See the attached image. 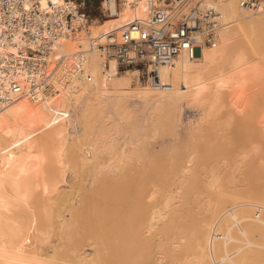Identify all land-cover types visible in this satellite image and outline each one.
Instances as JSON below:
<instances>
[{
  "label": "rangeland",
  "instance_id": "obj_1",
  "mask_svg": "<svg viewBox=\"0 0 264 264\" xmlns=\"http://www.w3.org/2000/svg\"><path fill=\"white\" fill-rule=\"evenodd\" d=\"M69 1H74V3L80 7V12L85 15L87 20V28H89L90 25H101L104 21L108 20L103 0H85L83 5H79L75 0ZM112 35L118 42L121 41V35L119 37H117L115 33ZM108 44L109 41H106L102 46L106 47L107 51L108 58L105 59L106 68H109V60L113 59L116 61V69H118L120 73L127 70L139 71L136 78L137 80L132 87L133 93H131V91L126 92L127 95L131 93L132 96H134L138 87L144 88L146 85L150 84L152 75L149 73V67L146 64L129 67L121 65L114 55V50L110 45L108 46ZM232 47L236 55L243 54L246 62L243 67L246 72L241 75V77L239 76V78L246 77L248 79L247 82H244L243 86L227 85L226 88L219 93L214 92L211 90L212 87H210L203 91V94L200 95L202 98H199L196 102H190L185 106L167 108L165 112L162 111V115L160 113L161 116L155 114L152 110L153 108L149 109L150 106L145 107L141 101H137L136 98H130V96H126L125 93L123 94L125 98L122 96V102L119 101L121 96H117L116 99L114 98L119 101V103L121 102V105H119L117 101L115 103V100H111V105L113 107L115 106L113 104H118V107L121 108L122 104L125 103L127 107L123 105L120 110H126L131 116V121L128 120V123H124L127 126L123 124V129H119L120 126L118 131H115L116 133L112 130H115L114 127H116L117 123H115L116 121L111 115L108 116V114H105L104 116V113H107V111L105 112V108L109 106L106 105L105 107L104 105L100 113L99 109L97 111L95 110L96 113L98 112L100 115H96L94 112L95 114L92 113V116L89 114L88 116L90 117L86 116L87 118L83 117L81 119V114L74 117L66 126L65 132L63 130L61 135L62 139L58 136L55 138L56 141L54 139V141L51 140L52 142L48 143L50 139H43L41 134L38 135V139H41V137L42 139L37 141L39 147L36 145L37 148L35 152L37 154L40 153L41 156H44L46 159L45 162L47 165L44 163L46 167L43 169L45 175L42 173L41 176L46 182L47 189H50L48 190L49 192L47 191L49 195L47 196L45 193L47 196L45 200L43 199V196L45 197L44 194L42 196L41 193H36L34 191L36 193L34 199H31L33 197L32 195L30 198L32 201L29 200L27 202L29 205L25 208L27 211L21 208L22 213L25 211L23 214L25 218H28H26V220H28L27 222H29L30 218V226L27 225L24 219L26 223L24 224L25 231L22 230V234L19 233L21 235L19 240L14 236L11 238H16L18 242L22 241V243H19L20 246L23 243L24 246L30 245V248L25 250L27 254H31V252L34 253L36 249L38 252L42 248L38 254L50 260L52 258V260L59 259L56 260V264H77V258L75 261L71 259L76 257L77 254L80 255V252L82 253L83 251L86 253L90 252L89 254L91 255L88 256V258L92 260L90 264H119L120 262L118 263V258L116 259V257L123 255L121 252L124 249L125 251L123 252L126 253L127 247L125 245H134L138 247L139 245H135L137 244V240L139 244L143 238L138 237L140 240L138 238L131 240L133 238L131 237L132 235L129 236L125 231H120L126 234L124 235L126 240L118 236L121 241H126L124 243L122 242L121 245L119 244L120 241L118 237L109 233L111 232L109 229H112V223L114 227L115 225L117 226L116 229L118 231V227L121 228L120 230L126 229V231L131 228L134 224L132 220L135 221L137 218L134 220L133 218L135 217L131 218L130 216L129 219H127V216L125 217L124 215L123 217V214L127 212L130 214L134 210L136 216V212H139L141 208L137 206L132 207V205L134 206L136 202L139 205V202L142 203V199L133 201L135 202L134 204H132L133 202L130 203L131 201L128 200L123 202L124 195L122 196L121 193L116 191H109V188L116 186L115 184L123 180L124 176L129 174L130 171H133L132 174L141 172L143 178L145 174L147 176L150 171H154V168L157 167L155 171L158 172V169H160V173L155 172L154 181L153 179H151L152 182L149 181V177L152 178L154 174L153 171V174H150L151 176L148 175L147 183L143 180V183H145L143 189L145 188L144 191H147V199L145 197L143 202H147L149 206H146L147 210L144 211L145 214L143 212L144 215H142V218H144V221L142 222L141 217L138 221L141 220L144 224L136 225L137 223L135 222L136 226H134L141 227L142 231L139 229L140 227H138V234L140 231V233H144L140 235L144 237V240L146 238L145 241L150 248L149 253L143 254L146 245L145 241H142L144 243L143 246H145L142 252L144 257L141 258V256H138L140 255L138 253H141L140 250H143V247L142 249L140 247L142 244L139 246L140 250L137 252V256L140 259H144L145 257L148 258V260L145 258L147 262L143 260L144 263L187 264V261L193 260L196 256L193 250L195 249L194 246L198 243L195 240L197 236H195V234L199 232V226L204 228V226L207 225L205 227L207 228L211 221L214 222L218 219L225 209L232 210L239 208L243 215L244 213L247 216L249 214L248 217L251 218L253 215L255 216L257 211L260 210V207H264L263 141L239 147L234 143V137L236 134H239V132L245 133V130L251 129H254L257 134L263 135V133H259L258 130L256 131V127L257 129L258 127L262 129V132L264 131V28L244 29L243 33L232 41ZM235 54L234 57L236 56ZM220 63H222V61ZM223 70H225V68ZM205 83L209 84V81ZM111 105L109 107H111ZM145 108H148L150 112L153 111L155 116ZM102 110L103 113H101ZM145 112H148L147 117ZM102 116H104V118H102ZM99 117L102 118V120ZM145 117L146 119H144ZM148 117L150 118L149 121L147 119ZM108 118L110 119L108 120ZM111 119L113 124L110 122ZM105 121L110 124L107 125L106 123L105 125ZM102 122L104 126H107V129H105V127L101 129L102 125L100 124H102ZM246 125H249L250 129H245ZM109 126H111V128ZM105 130L108 132L111 130L113 133L111 131L108 133ZM102 131L105 133H102ZM119 131L121 133H119ZM190 132L193 135H191ZM250 132H253V130ZM42 140H44V142H42ZM45 140H47V143ZM117 140L119 145L126 149L124 154L127 155L128 152L134 153L132 154L133 159L130 162L128 161L127 165L122 166L120 170H112V174L116 180L111 174L110 176L112 177L110 178H112V180L107 176L106 178H109L110 182H106L104 181L106 180L104 175L108 172L105 173V170L102 172L101 166L106 162L110 154H113L114 151L110 153L112 149L110 150L109 148L114 147ZM81 141L82 143L79 146ZM86 141H88L90 146ZM82 145L88 146L91 151L90 153L93 152V155H90H92V157L94 156L92 158L89 154L90 157L87 155L86 158L89 157L92 160L88 162V166L84 167V161H80V158L78 159L80 151L77 150ZM217 145H221L224 150H220L217 154H209ZM118 147L119 146L114 147L113 149L116 151ZM103 149L104 151H102ZM126 151L127 153H125ZM56 160L57 162L61 161L60 167L57 162H55ZM52 161L56 164H53ZM52 165L53 169L51 168ZM56 166H58L60 170L57 168V171L56 168H54ZM71 167H74V169ZM128 168L129 172L127 171ZM146 172L149 173L147 174ZM156 175H158V177H156ZM146 185L148 190L146 189ZM148 185L150 186L148 187ZM120 188H122V190L119 189L122 192L131 189V183H124ZM39 190L40 188L38 191ZM49 196L50 200L48 198ZM125 203H129V207ZM141 203L140 205L143 209V203ZM117 204H119L120 207L123 206L121 211H118L120 207ZM126 208L130 210L131 208L140 210L137 211L136 209H132L129 213L130 210L128 209V211ZM18 210L20 211V209ZM19 211L16 213L13 212L16 214H13L14 217L17 216ZM134 211L132 214H134ZM21 212H19V218L23 224V214L20 215ZM118 212H120L119 214L122 216L121 221V216L119 217L117 214ZM153 214H155V217ZM13 215H8L7 220L10 221L13 219ZM112 215V221L116 222L115 225L114 222H111ZM261 216L260 214L259 218ZM115 217H119L118 220L120 222L117 221ZM16 218L13 219V222H18L20 220L14 221ZM72 219L75 220L73 221ZM7 220L4 222L9 223ZM104 220L105 222H103ZM129 221H131L130 224L132 223V225L129 224ZM153 224L155 226H153ZM129 225L130 227H128ZM18 226L15 227L13 223V229L16 228L19 230L23 225L17 228ZM131 229L127 232L130 233ZM148 230L149 233H147ZM15 233L17 234V232ZM16 239L13 241H16ZM128 239L130 241H127ZM135 239L136 243L134 242ZM119 245L122 246V248L120 246L122 250H118ZM147 247L146 249H148ZM31 248H33V250ZM74 254H76V256ZM147 254L149 256H147ZM103 257L105 260H103ZM132 257H129V261L124 264H144L141 263L142 260L140 261L138 257V261L135 260L134 257L136 256L133 257V262L136 261L133 263ZM120 264H123V262Z\"/></svg>",
  "mask_w": 264,
  "mask_h": 264
},
{
  "label": "bare ground",
  "instance_id": "obj_2",
  "mask_svg": "<svg viewBox=\"0 0 264 264\" xmlns=\"http://www.w3.org/2000/svg\"><path fill=\"white\" fill-rule=\"evenodd\" d=\"M133 1L134 4H132ZM196 2H200L202 7L211 8L215 11L216 15L214 17V22H216L217 36L215 44L213 46L202 44L201 34L196 33L194 38L195 42L197 43L196 54L191 58L187 53L183 52L167 65L149 67V70L152 69L156 71L157 81L156 79L151 78L149 85H146L144 88L138 87L136 91L137 93L134 91V96H132L131 94L133 93L132 87L137 80L136 78L139 71L127 70L120 73L118 72V69H116L117 64L113 59L109 60V68H106L105 59L108 58L107 51L102 46L106 41H108V38L113 33L117 34V37H119L123 32H128L129 37L132 40L138 39L139 31L137 28H131V25H133L136 21H138V23L140 24H145L149 21L152 9H150V7L148 6V0H112L113 6L117 9L115 10V14L114 16H112V18H108V20L104 21L101 25L98 26L90 25L89 28L84 29L74 35L68 34L59 37L54 43L48 46L49 54L47 58V64L44 68L45 75L42 78H40L41 75H38L36 72L27 71L25 67L14 68L6 65V57L15 54L17 52V49H19V47H21L23 44L20 40L18 32H14L10 39H6L7 37L6 35H4V27L0 23V264H56V260H59L56 258V260H52L53 258L50 260L46 259V257H42V255L40 256L38 253L42 249L41 247H38L41 248L40 250L38 249V252L36 251V249L34 250L36 253L31 252V254H27L25 250H27V248H30V245H27V247L24 246L23 243V246L21 245V247L19 243H22V241L18 242L19 237L21 236L19 233L22 234V230H24L25 228L24 224L27 223V225L30 226V218L29 222H27V217L25 218L23 214L25 211H27V209H25L28 205L27 202L29 200L32 201L31 199H34L36 193H41L42 196L46 193L48 196L49 194L47 193V191L50 190L47 189L46 182L41 176L43 173V169H45L47 165V163L45 162L46 159L44 156L43 158L40 153L37 154L35 152L38 146L37 141L42 139L41 136V139H38V135L41 134L43 136V139H50L48 143H51L56 137L60 136L61 138L63 130L65 132V129L67 128L66 126L78 114H81L80 116L82 117L80 118L82 119L83 117H90L88 116L89 114H91L92 116V113H96L98 109L100 113L101 109L104 108V105L105 107L106 105L110 106L112 102L111 100H115L117 96H121L119 100L121 101L123 94L129 91H131L130 95H127L126 93V96H130V98H136L137 101H141V103L145 107L150 106L151 108L149 107V109L153 108L152 110L155 114L160 115L161 113L162 115V111L165 112L167 108L174 106H185L190 102H196L199 98H202L200 97V95L203 94V91L210 87H212L211 90L219 93L224 90L227 85L243 86L244 82H247L248 79L246 77L239 78V76L241 77V75L245 74L246 72V70L243 69L246 62L243 54H235L234 48L232 47V41L236 37L241 35L246 28H264V2L259 10L255 12H247L240 7V0H189V3L181 12H187L189 7L195 5ZM38 3L41 10L49 11L50 3L55 7L64 6L65 0H39ZM73 5L75 6L74 3ZM25 7L27 8L28 5H26ZM154 8L161 9L163 10V12H166L163 4H156ZM27 47L36 48V45L30 43L27 44ZM234 54L236 55L235 57ZM18 55L19 54L17 53L14 56H17V64L21 65L23 62H21V58H19ZM221 61L222 63H220ZM224 68L225 70H223ZM206 81H209V84H206ZM13 83H16L19 87L18 92L13 90ZM123 98L125 97L123 96ZM116 101L117 100H115V103ZM119 101H117V103L121 105L120 103L122 101L120 103ZM118 104H113L115 105L114 107L112 105L111 107L107 106L108 109L105 108V112L107 111V113H104V116L105 114H108V116L111 115V117H113V119L116 121L115 123H117V125L116 127H114L115 130L111 129L114 132L118 131V128L120 126L121 127L119 129H123L122 125L131 118L129 113L125 110V107H127L125 106V103L122 104V106H125V111H121L120 109L122 108V106L120 108L118 107ZM103 110L101 113H103ZM146 110L150 112L148 108ZM153 111L150 113L155 116ZM148 112H145L146 117L148 115ZM99 113L97 112L96 115ZM104 116H102V118H104ZM146 117L144 119H146ZM102 118L100 119L102 120ZM110 118H108V120ZM147 119L148 121L150 120L149 117ZM110 122L113 124L112 119L110 120ZM104 123L106 125L107 122L105 121ZM108 124L110 123L108 122L107 125ZM100 125H102L101 129L103 127L107 129V126H104L103 122ZM109 127L111 128V126ZM247 128L250 129L249 125H246L245 129ZM252 130L254 133L250 132ZM257 130L259 133H263V135L257 134L254 129L245 130V133L239 132V134H236V136L234 137V143L239 147H243L245 145H252L254 143L256 144L263 141L264 145V131L262 132V129H260L259 127L258 129L256 127V131ZM102 133L105 132L102 131ZM119 133L121 132L119 131ZM191 135L193 134L191 133ZM45 141L47 143V140ZM42 142H44V140H42ZM86 142L88 143V141ZM81 143L82 141L80 142L79 146L81 145ZM117 143L115 146L113 144L114 147L119 146L116 151L113 149L114 147H108L110 150L112 149L110 153H112L113 151L114 152L112 155L110 154L108 158L106 157V154V162H104V164L101 166L103 170H101L102 172H104V170L105 173L108 172L106 174L103 173L105 174L104 176L106 180L104 181L106 182H110V179L112 180V178H110L113 176L112 170H120L122 166L127 165V162H130L133 159L132 154L134 153H127L126 151L125 153H127V155L124 154V151L126 149H124L123 146H120L119 143ZM83 145L79 147V149H77L80 151L79 156H77L78 159L80 158V161H84V167L89 165L88 162L92 160L89 157H92L93 152L90 153L91 151L89 150V147ZM104 149L102 151H104ZM220 150H224V148H222L221 145H217L212 149V152H210L211 150L208 152H210L209 154L213 155L220 152ZM88 154L92 155L89 156ZM87 155L89 156V159L86 158ZM55 162H57V160ZM44 163H46V165ZM60 163L61 161L57 162L59 167L61 165ZM53 164L56 163L53 162ZM51 168L53 169V165ZM54 168H56L57 171L58 169L60 170L58 166ZM71 168L74 169V167ZM157 168H154V171L151 169L154 174L152 173V171H150V173L146 172L147 174L149 173L148 175H150L151 173L153 174L152 178L149 177L150 182H152L151 179H153L154 181V175L156 174L155 172H157L155 171V169ZM128 170L129 168L127 169V171ZM159 171L160 169H158V172ZM132 172L130 171L129 174H126L123 180L118 181V184H115L116 186L109 188V191H116L121 193L122 196L124 195V198L122 197L124 199L123 202H125V200H128L131 201L130 203H132L133 201L142 199L143 203L142 204L141 202H139V205L137 204V202L132 203L137 204H134V206L132 205V207L137 206L138 208L140 207L141 210H137L136 208H131L130 210L129 208H126L127 210H130H128L129 213L132 211V209H136L137 211L140 210L139 212H136V216L134 210V214H132L133 211L132 213H130L132 215L128 214L127 211V213L123 214V217L125 215V217L127 216V219H129L130 216L131 218L135 217L133 218L134 220L137 218L135 221L130 218L134 223L132 225V223L130 224L131 221H129V224L132 225V229L129 228L127 231L129 232V230L131 229L130 233H128L126 229L120 230L121 228L119 227L118 231L116 229L117 226L115 225L116 222L112 221L113 215L111 217V222H114L115 227L113 226V223L112 225L110 223L112 229H109L111 231L109 233L114 234L113 236H119L120 238L123 237L122 239L124 240H126V238H124V235L126 234H129V236L132 235L131 237L133 238L131 240H133L134 238L137 239L138 237L143 238V240H141L139 244L138 240L137 244H135L139 246L142 244L140 247L141 249L143 247V250H140L139 246L138 248L134 245H131L132 247L125 245L128 251L126 250V253H124L123 251H125V249L122 250L121 245L122 242L124 243L126 241H121V239H119L118 237V240L121 242H119V244H121L119 245V248L120 246L121 248H118V250H122V252H120L123 253V255L116 257V259L118 258V263L123 262V264L129 261V257H132L134 254H136L134 255L136 257H133L135 260H137L140 256L142 258L144 257L143 254L147 252L149 253L150 251L149 245L145 241L146 238L144 240V237H141L144 234L140 233L142 231L141 227L138 226L141 230L139 234L138 227H134L136 225L144 224L142 223L144 221L142 215H144V211L147 210L146 206H149L147 202V204L143 202L144 198L147 196V191H144L145 188L143 189V186H145L144 184L147 183L146 181H148V175L146 176L145 174V176H143V179L141 176V172L135 174H132ZM43 174L45 175V173ZM111 174L112 176H110ZM107 176L110 179L106 178ZM156 177H158V175H156ZM113 178L115 177L113 176ZM143 180H145V183H143ZM127 182L131 183V189L124 190L123 192L120 191L119 189L122 190V188L120 187ZM149 186L150 185H148V187ZM39 188L40 190L38 191ZM146 189L148 190L147 185ZM41 191L44 193H42ZM47 196H43V199L46 200ZM48 198L50 200V196ZM140 203L144 207L143 209ZM125 204L128 205L129 203ZM117 205L119 206V204ZM21 208L22 210H25L23 213L21 212ZM121 208H123V206L120 207V210L118 211H121ZM263 208L264 207H260V210L257 211L255 216L253 215V219L251 217H248L249 214L247 216L244 213V216L239 208L232 210L225 209L218 219H216L214 222L211 221L210 225L208 224L209 226L207 228H205L207 225H205L204 228L202 226H199V232H196L197 234H195V236L197 235V239L195 238V240L198 243L196 244V246H194L195 249L193 250V253L195 251L194 254L196 256L193 258V260L191 259L187 261V264H264ZM18 209H20V211ZM17 211L21 212L20 215L23 214L24 216H22L23 224L21 219L19 218V212L16 216L18 218L14 217L13 215ZM119 213L120 212H118L117 214L120 217L121 214ZM260 214L262 215L260 217L261 219L259 218ZM8 215H13V219L16 218V220L14 221H17L18 219L20 220L18 222H13V219H11L12 221L9 219L10 221H8ZM153 215L155 217V214ZM119 217H115V219L117 218L116 220L119 221ZM140 217L142 219V222L141 220L138 221ZM121 218L122 216L120 217V221ZM24 219L26 220V223ZM5 220H7L9 223H5ZM103 222H105V220ZM135 222L137 223L136 225ZM13 223L15 227L19 225L17 228L23 225L20 227L21 232L20 228L19 230H17L16 228L13 229ZM154 224L153 226H155ZM130 225L128 227H130ZM133 228H136L137 230ZM13 231L17 232V234ZM120 231H125L126 234ZM14 233L16 236L14 235ZM147 233H149V230ZM13 236L17 237L18 240L16 238H11ZM14 239H16V241H13ZM136 239L134 240V242L136 241ZM127 241L130 240L128 239ZM142 241H145L146 247L148 246V249H146L145 247L146 252L144 251L145 245L143 246L144 243ZM17 243L19 246L17 245ZM33 248L31 249L33 250ZM139 250L141 251V253H138L140 254L138 255V257L137 252H139ZM87 253L83 251L82 253L80 252V255L77 254L76 256V254H74L76 257L72 258L71 260L74 259L73 261H75L77 258V264H90L92 260H90L88 256H90L91 254H89L90 252L88 253L89 255ZM147 256L149 255L147 254ZM133 257L131 258L132 262ZM145 258H139L140 261L142 260L141 263H144L146 260H148V258H146V260ZM103 260H105L104 257Z\"/></svg>",
  "mask_w": 264,
  "mask_h": 264
},
{
  "label": "built area",
  "instance_id": "obj_3",
  "mask_svg": "<svg viewBox=\"0 0 264 264\" xmlns=\"http://www.w3.org/2000/svg\"><path fill=\"white\" fill-rule=\"evenodd\" d=\"M38 1L0 0V23L4 27L6 39L18 32L23 44L15 53L19 54L23 63L17 64V56L12 54L6 57V65L25 67L42 78L49 54L48 46L61 36L74 35L87 29L88 23L73 1L65 0L64 6L57 7L50 3L49 11L41 10ZM103 1L107 17L112 18L116 7L112 0ZM263 2L240 0V7L244 11L255 12ZM188 3L189 0H148V6L152 9L149 21L145 24L136 21L131 25V28L138 29V39L132 40L128 32L121 34L119 42L113 35L108 38V46L114 50L117 61L126 67L143 64L156 67L171 63L183 52L192 58L197 52L196 33L201 34L202 44L213 46L217 40L215 11L196 2L187 12H181ZM156 4H163L166 12L155 9ZM30 43L35 44L36 48L27 47ZM149 73L157 81L156 71L151 69ZM12 87L14 91H19L16 83Z\"/></svg>",
  "mask_w": 264,
  "mask_h": 264
},
{
  "label": "crops",
  "instance_id": "obj_4",
  "mask_svg": "<svg viewBox=\"0 0 264 264\" xmlns=\"http://www.w3.org/2000/svg\"><path fill=\"white\" fill-rule=\"evenodd\" d=\"M74 2V1H73ZM75 2H78L79 5H83L85 3V0H75ZM80 8V7H79Z\"/></svg>",
  "mask_w": 264,
  "mask_h": 264
}]
</instances>
